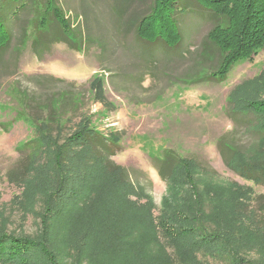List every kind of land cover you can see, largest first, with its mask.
<instances>
[{
    "label": "rangeland",
    "instance_id": "1",
    "mask_svg": "<svg viewBox=\"0 0 264 264\" xmlns=\"http://www.w3.org/2000/svg\"><path fill=\"white\" fill-rule=\"evenodd\" d=\"M35 1L25 20L18 17L8 52L0 57V233L40 234L43 205L55 202L60 189L42 169L54 151L42 155L25 182L12 185L7 180L22 149L37 137L17 97V91H26L31 106L41 108L53 98H71L78 112L61 121L66 136L86 129L121 137V152L111 160L125 169L126 184L97 177V172L90 182L89 176L85 182L68 177L69 183H82L81 197L59 201L71 205L56 209L53 248L65 251L69 263L129 264L132 231L155 235L167 255L163 264L185 262L193 237L187 245L186 236H174L189 233L197 222L210 230L229 228L230 234L238 223L237 234L245 235L246 222L236 206L264 195V187L228 169L217 142L233 136L237 143L246 141L238 111L264 101V47L233 63L222 80L212 79L223 55L214 46H202L215 24L208 13H184L179 34L182 46H188L181 58L142 53L147 50L138 40L125 38L117 46L116 0H55L75 37L69 36V42L55 37L35 55L30 45L44 8ZM184 1L178 0L181 7ZM83 21L97 30L101 48L86 43ZM219 24L228 27L225 17ZM47 77L64 83L47 82ZM94 79L103 81L107 105L95 102L89 87ZM259 246L256 256L264 261V243Z\"/></svg>",
    "mask_w": 264,
    "mask_h": 264
},
{
    "label": "trees",
    "instance_id": "2",
    "mask_svg": "<svg viewBox=\"0 0 264 264\" xmlns=\"http://www.w3.org/2000/svg\"><path fill=\"white\" fill-rule=\"evenodd\" d=\"M33 1L35 0H0V57L8 52L18 17H24L25 20ZM35 3L44 8L39 25L34 27L30 45L33 54L38 55V47L49 45L55 37L67 42L69 36L75 37L55 0H37ZM115 3L113 39L117 46L125 38L138 40L140 46L142 43L147 50H140L142 53L175 54L181 58L188 46H182L184 37L179 34L184 13L189 10L198 11L202 15H205L203 12L208 13L215 24L202 46L209 47L208 49L214 46L223 55L216 71L211 73L212 79L222 80L233 63L247 57L252 50L264 47V0H185L182 7L178 0H116ZM234 4L236 15L232 14L235 8L231 9ZM222 17L227 19L226 28L219 24ZM83 22L86 43L101 48L96 36L97 30L92 29L86 21ZM144 32H149V35H143ZM222 34L225 37H221ZM24 36L22 34L23 38ZM45 80L64 83L52 77ZM89 87L95 102L107 105L103 81L94 79ZM17 94L28 111L27 117L34 125L37 137L22 149L24 154L9 170L7 180L12 185L25 182L42 155L47 151H54L53 159H47L46 166L42 169L55 177V184H60V189L56 188L57 202L49 204L46 200L43 205L40 234L29 236L0 233V264H72L68 262L65 251L53 248L56 240L53 221L56 219L57 207L71 205L62 203L66 198L70 201L81 197L82 183H69L68 177L74 175L77 181L85 182L89 176L90 182L93 172H97V177L107 176L110 180L126 184L128 179L125 169L111 160L112 156L121 152V137L115 132L103 135L86 129L66 136L61 121L67 119L65 115L72 117L78 112L77 105L69 100L71 98L64 95V99L57 102L56 97L45 102L41 108L38 104L31 106L32 97L26 91H17ZM238 113L241 118L239 125L245 133V143H237V138L233 135L230 139L223 137L217 142V150L228 169L240 178L264 187V101L252 103ZM159 172L163 178L164 169L160 168ZM62 174L66 175L64 182L60 180ZM236 212L246 222L247 231L243 236L237 234L241 231L238 223L233 227V234L229 233V228L224 231L215 226L210 230L200 222L194 224L192 230H187L189 233L176 232L174 237L186 236L182 239H186L187 245L189 238L193 237L190 247L188 246L189 255L183 264H264L256 256V245L261 248L259 244L264 243V195L252 196L251 202L237 205ZM167 232L171 235L170 231ZM150 246L153 247L152 251L148 250ZM165 262H168L167 255L155 235L144 231L129 233V264Z\"/></svg>",
    "mask_w": 264,
    "mask_h": 264
}]
</instances>
